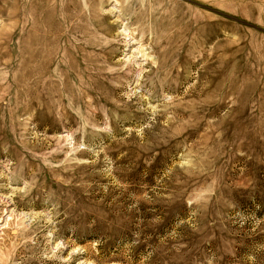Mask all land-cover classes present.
Masks as SVG:
<instances>
[{
  "label": "rangeland",
  "instance_id": "374dc122",
  "mask_svg": "<svg viewBox=\"0 0 264 264\" xmlns=\"http://www.w3.org/2000/svg\"><path fill=\"white\" fill-rule=\"evenodd\" d=\"M0 264H264V0H0Z\"/></svg>",
  "mask_w": 264,
  "mask_h": 264
}]
</instances>
